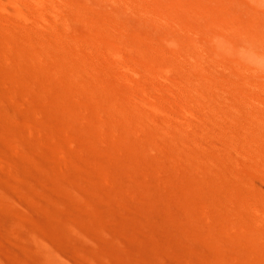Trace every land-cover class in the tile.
I'll use <instances>...</instances> for the list:
<instances>
[{
  "label": "rangeland",
  "instance_id": "1",
  "mask_svg": "<svg viewBox=\"0 0 264 264\" xmlns=\"http://www.w3.org/2000/svg\"><path fill=\"white\" fill-rule=\"evenodd\" d=\"M107 1L65 0L76 14L63 8L55 16L49 14L47 23L31 16L30 23L19 27L20 31L11 26V33L3 32L0 27V264H264V232L259 230L258 218L252 217L264 211V174L258 177L254 172L257 168L264 173V159H260L264 157V119L261 117L264 115V48L250 43L255 59L240 58L233 49L226 52L216 48L211 39L217 32V36L225 35L226 41L235 42L228 31L220 28L218 13L221 12L228 23L239 19L246 27L256 26L264 36V0H115V5ZM33 9L42 10L36 6ZM0 14L1 23L6 15L2 10ZM185 15L192 22L195 19L194 24L205 26L214 47H210L213 53L204 55L197 50L200 59L196 58V50L192 53L194 59H184L193 60L194 65H201L207 71L200 70L198 65L191 68L192 63L184 61L181 65L178 63L176 71H171L161 63L160 66L155 58L158 49H171L174 38L182 44L185 41L178 29L161 27L159 21L172 23L173 17L182 22ZM116 26L120 28L118 31L114 29ZM24 28H31L33 34ZM14 30L18 31L17 39L13 37ZM174 31L177 33L172 34ZM112 36L119 37L125 49L120 54L128 57L130 68L127 70L116 58L105 56L106 40ZM139 37L151 51H148L152 56L148 57V62L151 61L148 72H143L144 59L138 50V41L134 43ZM36 38L38 45L34 43ZM218 54L223 55L220 58ZM224 55L233 62L227 60L226 64ZM83 63H95L92 66L98 68L97 73L88 71ZM121 70L128 75L134 71L127 75L133 83L130 89L120 85L114 76L113 72ZM153 72L162 74V79L156 78ZM200 72L204 75L206 72L204 77L211 79V83ZM200 78L207 81V86L201 82L205 88L215 82L212 91L220 89L221 95L217 91L218 95L225 99L220 98L223 106L226 104L222 112L211 102L210 92L198 86ZM140 84L151 88L158 105L155 111L152 109L154 112L134 107L130 93L148 99L140 91ZM165 85L174 93L172 97L161 89ZM198 90L203 91H200L202 95ZM119 95L123 100L117 99ZM113 97L117 99L114 102ZM91 101L94 105L90 106ZM112 105L120 106L129 117L118 107L119 114L115 112ZM101 106L104 109L98 111ZM163 106L173 108L177 125L168 122L169 114L160 110ZM111 108L114 113L110 112ZM104 113L114 116V119L110 117L111 123ZM128 120H131L128 126L132 127L125 125ZM252 122H255L253 126ZM217 134H221L220 138ZM230 136L237 142L228 140ZM222 140L227 145L231 141L233 147ZM201 166L205 173L200 170ZM257 206L260 209H254Z\"/></svg>",
  "mask_w": 264,
  "mask_h": 264
},
{
  "label": "bare ground",
  "instance_id": "2",
  "mask_svg": "<svg viewBox=\"0 0 264 264\" xmlns=\"http://www.w3.org/2000/svg\"><path fill=\"white\" fill-rule=\"evenodd\" d=\"M71 1V0H70ZM127 1H129V0H125V2H127ZM189 1V0H188ZM107 2H111L112 4H116V1L115 0H108ZM191 2V1H190ZM68 3V2H67ZM129 3V2H128ZM73 4H75V3H73ZM69 5H70V3H69ZM69 5H67L66 4V2H65V0H0V9L2 10V12L6 15V17L4 18V20H2V22L0 23V27H1V30L3 31V32H10L11 33V31H10V29H11V26H16V27H18V29H19V27L21 28V27H24V26H26L28 23H30L29 21H30V19H31V16L32 17H37L38 19H40V20H42L43 22H45V23H47V22H49L48 21V19H47V17H48V15L50 14V15H52V14H54V16L56 15L55 14V12L56 11H60V10H62L63 8H67L68 9V11L70 12V13H72V11L74 10V11H76L75 9H73L72 10V7H69ZM77 5V4H76ZM76 5H74L75 7H76ZM25 6V7H24ZM34 6H36V7H39L40 9H42V10H35V9H33L34 8ZM73 6V5H72ZM33 7V8H32ZM79 7V6H78ZM26 8L28 9V12H26L27 10H26ZM91 8V7H90ZM38 9V8H37ZM78 9V8H77ZM85 9V8H84ZM0 10V11H1ZM65 10V9H64ZM89 10V9H88ZM67 11V12H68ZM73 11V12H74ZM217 11V10H216ZM66 12V13H67ZM68 12V13H69ZM61 13V12H60ZM69 13V14H70ZM75 13V12H74ZM3 14V15H4ZM69 14H67V16L69 15ZM76 14V13H75ZM214 14V13H213ZM225 14V13H224ZM1 15V14H0ZM58 15H59V13H58ZM215 15V14H214ZM53 16V17H54ZM62 16H63V13H62ZM74 16V15H73ZM225 16V15H224ZM223 16V12H221V13H218V17H219V19L221 20V24H220V28H221V26H222V28H224L225 29V31H228V35H229V37H231L235 42H229V41H226L224 38H223V36L225 37V35H223V36H217L216 35V33L214 34L215 36H213V37H211V39L213 40H211L210 39V36H209V34L206 32L207 31V29H205V26H199V25H197V24H194V23H196V21H195V19H194V23L191 21V19L188 17V15H185L184 16V21H182V22H179V21H176V20H174L173 19V17L171 18L172 20H171V22L172 23H169V22H167V21H164V20H160L159 22L160 23H158V25H163V27L165 26V27H168V28H172V29H175V30H177L178 29V34L180 33L181 34V37L183 36L184 37V39H185V41H183V44H182V42L181 41H179L178 40V38L176 39V38H174L173 40H172V42H171V49L169 50L168 49V51H164V49H162V50H159L158 49V52L157 51H155V52H157V53H155L157 56L155 57L156 58V60H157V62H159V64L161 63L162 64V66L164 65V67L166 66L169 70H171V71H176V66L178 65V63H179V65H181V64H183V63H181L180 64V62H188V63H190L191 61L193 62V60H191V61H185V59H184V57H192V53H193V51H195V54H196V52H197V50L200 52V53H205V52H211L212 50H211V48L212 47H214V46H212L211 47V43L213 42V44H215V46H216V48H218V49H220V50H223V51H226V52H228V51H230V49H233V51H234V53H235V55L236 56H240V58H253V59H255V57L252 55L253 54V49L251 50L250 49V47H249V44L250 43H255V44H258V45H261L263 48H264V36L259 32V30L257 29V27L256 26H254V25H250L249 27H246L243 23H242V21L240 20L239 21V19H234V21L233 22H231V23H228L227 21H226V19H225V17ZM51 17V16H50ZM72 18V17H71ZM37 19V20H38ZM55 19V18H54ZM58 19V18H57ZM77 19V18H76ZM216 19H217V16H216ZM230 19V18H229ZM228 19V20H229ZM170 20V19H169ZM168 20V21H169ZM69 21H71V20H69ZM58 22V21H57ZM73 22V21H72ZM49 24V23H48ZM51 24V23H50ZM64 24V23H63ZM66 24V23H65ZM71 24V23H70ZM199 24V23H198ZM252 24V23H251ZM67 25V24H66ZM114 25V24H113ZM47 26V25H46ZM234 26V27H233ZM48 27V26H47ZM66 27V26H65ZM95 27V26H94ZM162 27V26H161ZM164 27V28H165ZM217 27V26H216ZM233 27V29H231ZM27 30H28V28H26ZM25 28H24V30H26ZM111 29V28H110ZM109 29V30H110ZM114 29H116L117 31L120 29L119 28V26L117 27H114ZM172 29H171V31H172ZM231 29V30H230ZM16 30V29H15ZM14 30V33H13V37L15 38V39H17V36H18V31H20V29L16 32ZM26 30V31H27ZM30 30H31V28H30ZM30 30H28V31H30ZM65 30H66V28H65ZM107 30V29H106ZM122 31L124 30V29H121ZM129 30V29H128ZM33 30H31L30 32H32ZM115 31V30H114ZM116 31V32H117ZM46 32V31H45ZM62 32V31H61ZM67 32V31H66ZM121 32V31H120ZM125 32H127V31H125ZM224 32V31H223ZM115 33V32H114ZM133 33V32H132ZM175 33H177V32H172V34H175ZM222 33V32H221ZM221 33H219V34H221ZM20 34V33H19ZM32 34H33V32H32ZM118 34V33H117ZM116 34V35H117ZM122 34V33H121ZM218 34V35H219ZM223 34V33H222ZM226 34V33H225ZM35 35V34H34ZM39 35V34H38ZM108 35H110V34H108ZM120 35V34H119ZM118 35V36H119ZM42 36V35H41ZM127 36V35H126ZM175 36V35H174ZM178 36V35H177ZM20 37V36H19ZM30 37V36H29ZM32 37H33V35H32ZM38 37V36H37ZM69 37V36H68ZM113 37V36H112ZM110 38V39H107L106 40V50L104 49H102L103 51H105L104 53L106 54L105 56H107L108 58H116V60H119V62H117L118 64H123L122 66H124V69L126 68V70H127V68H130V62L128 61V57L127 58H125V57H123L122 55V52L124 53V48H123V46H122V44L120 43V41H119V37L117 38V36H114L113 38ZM131 37V36H130ZM133 37V36H132ZM209 37V38H208ZM228 37V38H229ZM40 38V37H39ZM134 38V37H133ZM133 38H132V40H133ZM30 39V38H29ZM45 39V38H44ZM43 39V40H44ZM52 39V38H51ZM69 39V38H68ZM97 39V38H96ZM146 39V38H145ZM179 39H181V40H183L182 38H179ZM70 41H71V39H69ZM68 40V41H69ZM102 40V39H101ZM186 40H187V44L186 45H184V42H186ZM103 41V40H102ZM136 41V42H135ZM134 41V43L136 44L137 43V41H138V50H139V52H140V55L143 57V61H142V66H143V72H148V70H150V64L149 63H151V61H149L148 62V57L149 56H151L150 55V53L148 52V51H150V50H148L147 49V46H146V43H145V41L144 40H142V37H141V39H140V37L138 38V40H135ZM212 41V42H211ZM49 42V41H48ZM58 42V41H57ZM105 42V41H104ZM147 42V41H146ZM34 43L36 44V45H38L39 44V41H38V39L36 38V39H34ZM74 43V42H73ZM103 43V42H102ZM236 43H238V45L239 46H237V44ZM25 44V43H24ZM28 44H29V42H28ZM31 44V43H30ZM103 45V44H102ZM76 46V45H75ZM29 47H31V46H29ZM92 47V46H91ZM94 47V46H93ZM133 47V46H132ZM211 47V48H210ZM259 47V46H258ZM42 49H43V47H41ZM49 48V47H48ZM131 48V47H130ZM168 48V47H167ZM255 48V47H254ZM63 49V48H62ZM75 49V48H74ZM259 49V48H258ZM82 50V49H81ZM101 50V51H102ZM211 50V51H210ZM49 51V50H48ZM60 51H63V50H60ZM96 51V50H95ZM24 52H25V50H24ZM52 52V51H51ZM58 52V51H57ZM151 52V51H150ZM216 52H218V51H216ZM259 52H260V49H259ZM264 52V51H263ZM26 53V52H25ZM67 53V52H66ZM81 53H83L84 54V52H81ZM122 55H121V54ZM154 53V52H153ZM198 53V52H197ZM211 53H213V52H211ZM219 53V52H218ZM83 54H81L82 56H83ZM126 54V53H125ZM139 54V53H138ZM154 54V55H155ZM194 54V53H193ZM262 54V53H261ZM76 55H77V53H76ZM197 56H196V58H198V56H199V59H200V55H198V54H196ZM204 55V54H203ZM205 55H207V54H205ZM214 55H215V53H214ZM219 55V54H218ZM223 55V54H222ZM221 55V56H222ZM85 56V55H84ZM193 56H195V55H193ZM209 56V55H208ZM207 56V57H208ZM216 56V55H215ZM220 56V55H219ZM221 56H220V58H221ZM243 56V57H242ZM261 56V55H260ZM27 57V56H26ZM81 57V56H80ZM87 57H89V56H87ZM152 57V56H151ZM154 57V56H153ZM206 57V56H205ZM29 58V57H28ZM45 58H47V57H45ZM190 58H189V60H190ZM202 58V57H201ZM56 59V58H55ZM70 59V58H69ZM130 59V58H129ZM187 59V58H186ZM191 59H194L193 57L191 58ZM224 59L226 60V61H224L225 63L227 62V60H231L232 62H233V60L232 59H227V57H226V55H224ZM34 61H35V59H33ZM77 60H78V57H77ZM82 60H84V59H82ZM86 60V59H85ZM90 60H91V58H90ZM93 60V59H92ZM91 60V61H92ZM140 60H142V59H140ZM197 60V59H196ZM195 60V61H196ZM235 60V59H234ZM39 61V60H38ZM60 61V60H59ZM79 61V60H78ZM97 61V60H96ZM201 61V60H200ZM203 61H205V58H204V60ZM236 61H237V58H236ZM36 62V61H35ZM41 62H43V61H41ZM47 62H48V60H47ZM67 62V61H66ZM82 62V61H81ZM110 62H111V60H110ZM113 62V61H112ZM114 62H116V61H114ZM191 62V63H192ZM197 62L199 63V61L197 60ZM222 62V61H221ZM238 62H242L241 60H239ZM68 63V62H67ZM190 63V64H191ZM195 63V62H194ZM200 63H203L202 61L200 62ZM224 63V64H225ZM228 63V62H227ZM226 63V64H227ZM40 64V63H39ZM55 64V63H54ZM65 64V63H64ZM85 63H83V65H84ZM87 64V63H86ZM93 64H95V63H93ZM92 64V65H93ZM118 64H117V66H118ZM138 64V63H137ZM161 64H160V66H161ZM187 64V63H186ZM230 64V63H229ZM243 64V63H242ZM247 63H245L244 65H246ZM36 65V64H35ZM38 65V64H37ZM51 65V64H50ZM91 64H88V65H84V67L88 70V71H91V72H94V73H97V70H98V68H97V70H96V67L94 68V66H92ZM185 65V64H184ZM184 65H182V67L184 66ZM192 65L193 66H190L191 68L193 67L194 68V66L196 65H194L193 63H192ZM198 65V64H197ZM196 65V66H197ZM231 65V64H230ZM240 65V64H239ZM122 66H121V68H122ZM195 66V67H196ZM208 66V65H207ZM228 66V65H227ZM240 66H243V65H240ZM83 67V68H84ZM97 67H98V65H97ZM116 67V66H115ZM134 67V66H133ZM198 68L199 67H201V65L199 66H197ZM229 67V66H228ZM227 67V68H228ZM244 68L246 67V66H243ZM61 68H63V67H61ZM78 68V67H77ZM100 68V67H99ZM109 68V67H108ZM120 68V69H121ZM163 68V67H162ZM187 68H189V67H187ZM232 68H233V65H232ZM254 68V67H253ZM54 69V68H53ZM59 69V68H58ZM73 69V68H72ZM101 69V68H100ZM138 69H141V68H138ZM182 68H180V71H182L181 70ZM190 69V68H189ZM188 69V70H189ZM196 70H197V68H195ZM194 69V70H195ZM200 70H202V69H204V67L202 68H199ZM198 69V73H199V70ZM215 69V68H214ZM230 69V68H229ZM255 69H257V68H255ZM66 70V69H65ZM79 70V69H78ZM119 70V69H118ZM125 70V71H126ZM154 70H155V68H154ZM157 70V69H156ZM183 70H185V69H183ZM187 70V69H186ZM210 70H212V69H210ZM251 70V69H250ZM254 70V69H253ZM252 70V71H253ZM60 71V70H59ZM62 71V70H61ZM60 71V72H61ZM64 71V70H63ZM69 71V70H68ZM68 71H66V72H68ZM131 71V70H130ZM142 71V70H141ZM152 71V70H151ZM159 71V70H158ZM170 71V72H171ZM202 71H207V70H202ZM230 71V70H229ZM55 72V71H54ZM65 72V73H66ZM77 72V71H76ZM132 72H134V71H132ZM132 72H130V74L128 75V74H126V72H122V70H121V72H113L114 73V76L116 77V80H117V82L120 84V85H124L125 87H126V89H127V86H128V88H129V86H131V84H133L132 83V81H131V79H129L128 78V76H130L131 74H134V73H132ZM150 72V71H149ZM155 72V71H154ZM153 72V73H154ZM166 72H168V71H166ZM190 72H192V71H190ZM197 72V71H196ZM228 72V71H227ZM64 73V72H63ZM69 74H70V71L68 72ZM86 73V72H85ZM100 73H101V71H100ZM112 73V74H113ZM141 73V72H140ZM178 74H180L179 73V71L177 72ZM182 73H183V71L181 72V75H182ZM185 73H186V71H185ZM201 73V72H200ZM209 73V72H208ZM231 73H232V71H231ZM54 74V73H53ZM74 74V73H73ZM73 74H71V75H73ZM138 74V73H137ZM136 74V75H137ZM148 74V73H147ZM165 74V73H164ZM169 74V73H168ZM184 74V73H183ZM201 74H203V77L204 76H206V72H205V75H204V72H202ZM60 75H62L61 73H60ZM65 74H63V76H64ZM82 76L84 75V74H81ZM86 75V74H85ZM97 75V74H96ZM95 75V76H96ZM128 75V76H127ZM136 75H133V76H136ZM173 75H174V73H173ZM192 75V74H191ZM194 75H195V73H194ZM199 77H200V75L199 74H197ZM208 75V74H207ZM76 76V75H75ZM94 76V75H93ZM101 76V75H100ZM105 76V75H104ZM151 76V75H150ZM154 76L156 77V78H158L159 80H161L162 79V74H160V73H154ZM179 76V75H178ZM183 76V75H182ZM185 76V75H184ZM102 77V76H101ZM137 77V76H136ZM148 77V76H147ZM152 77V76H151ZM186 77H191L190 75L188 76H186ZM198 77V78H199ZM77 78H78V76H77ZM81 78V77H80ZM107 78H109V77H107ZM138 78V77H137ZM144 78V77H143ZM146 78V77H145ZM153 78V77H152ZM164 78H166V77H164ZM163 78V79H164ZM172 78V77H171ZM171 78H168L169 80L171 79ZM189 78H187V79H189ZM192 78V77H191ZM205 78V77H204ZM210 78V77H209ZM68 79V78H67ZM74 79V78H73ZM111 79V78H110ZM181 79V78H180ZM184 79V78H183ZM195 79V78H194ZM193 79V80H194ZM201 79V78H200ZM205 79H207V77L205 78ZM204 79V80H205ZM70 80V79H69ZM96 80H97V78H96ZM166 80H167V78L165 79V81L164 80H162V82L164 81V82H166ZM192 80V79H191ZM196 80V79H195ZM197 80H199V79H197ZM202 80V79H201ZM208 81H209V83H211L210 81H211V79L209 80V79H207ZM72 81V80H71ZM84 81V80H83ZM107 81V80H106ZM115 81V80H114ZM141 81V80H140ZM156 81H157V79H156ZM175 81V80H174ZM178 81H180V80H178ZM182 81V80H181ZM112 82V81H111ZM135 82V81H134ZM169 82V81H168ZM167 82V83H168ZM191 82V81H190ZM201 82L202 83H204V85L205 86H207V81H206V83L202 80V81H200V84H199V81H198V86H203V84H201ZM213 82V81H212ZM90 83V82H89ZM169 83H171V82H169ZM168 83V84H169ZM175 83V82H174ZM220 83V82H219ZM83 84H85V81H84V83ZM97 84V83H96ZM105 83H103V85H104ZM136 84H138V83H136ZM173 84V83H172ZM191 84V83H190ZM214 85H215V82L213 83ZM213 84H211V86L213 85ZM100 85V84H99ZM102 85V84H101ZM102 85V86H103ZM148 85V84H147ZM147 85H144V84H140V85H138L139 86V89H140V91L144 94V95H146L147 97H148V99L147 100H144L143 98H138V97H136L135 95H131V93L129 94V96L132 98V101H133V103H134V107H136L137 109H141V107L143 108V107H145V108H148V109H157V106H156V103H155V97H153L152 95H151V93H150V89L151 88H148V86ZM174 85V84H173ZM219 85V84H218ZM85 86V85H84ZM105 86V85H104ZM103 86V87H104ZM182 86V85H181ZM201 86V88H202V90L203 89H205V90H208L209 92H210V96H208V97H210L211 99V102L213 101V103L216 105V109H217V107H218V109H221V111L220 112H222V108L224 107V109L226 108L225 107V103H224V106H223V102H222V100L224 99V98H221V97H219V93H220V95H221V91H219L218 89H217V91H219V93L215 90V92H217V93H215V92H213L212 91V89H214L213 87H211L210 85H208V87H206V88H208V89H206L205 88V86H203L202 87ZM219 86H221V85H219ZM109 87V86H108ZM125 87H124V89H125ZM137 87V86H136ZM150 87V86H149ZM176 87H177V85H176ZM186 87V86H185ZM184 87V88H185ZM209 87H211V90L209 89ZM214 87H216V86H214ZM248 87H250V86H248ZM100 88H102L101 86H100ZM133 89H134V87H132ZM131 88V89H132ZM153 88V87H152ZM200 87H198V89H199ZM222 88V87H221ZM79 89V88H78ZM84 89V88H83ZM88 89V88H87ZM94 89V88H93ZM103 89V88H102ZM107 89V88H106ZM112 89V88H111ZM117 89V88H116ZM120 89V88H119ZM122 89V88H121ZM120 89V90H121ZM130 89V88H129ZM162 90H163V92L166 94V96H168V97H172V95L174 94L173 92L171 93V90L168 88V86H164L163 88H161ZM176 89V88H175ZM216 89V88H215ZM247 89V88H246ZM251 89H253V88H251ZM86 90V89H85ZM109 90H110V88H109ZM108 89H107V91H109ZM119 90V91H120ZM161 90V91H162ZM178 90V89H177ZM182 90V89H181ZM202 90H200L202 93H203V91ZM81 91V90H80ZM89 91V90H88ZM103 91V90H102ZM116 91V90H115ZM152 91V90H151ZM155 91V90H154ZM183 91V90H182ZM199 91V90H198ZM199 91V92H200ZM207 91V92H208ZM250 91V90H249ZM253 91V90H252ZM112 92V90L110 91V93ZM114 92V91H113ZM133 92H135V91H133ZM179 92V91H178ZM200 92V93H201ZM245 92H248V91H245ZM86 93V92H85ZM84 93V94H85ZM103 93H104V91H103ZM126 93H127V91H126ZM158 93V92H157ZM187 93V92H186ZM202 93H201V95H202ZM243 93V92H242ZM90 94H91V92H90ZM89 94V95H90ZM106 94V93H105ZM114 94V93H113ZM112 94V95H113ZM116 94V93H115ZM114 94V95H115ZM117 94H119V93H117ZM124 94V93H123ZM128 94V93H127ZM141 94V93H140ZM161 94V93H160ZM165 94H164V96H165ZM180 94V93H179ZM198 94V93H197ZM204 94H205V92H204ZM244 94V93H243ZM242 94V95H243ZM88 95V94H87ZM122 95V94H121ZM121 95H119V97H117V99L118 98H121V97H123V96H121ZM154 95V94H153ZM181 95V94H180ZM183 95V94H182ZM209 95V94H208ZM247 94H244L243 95V97H245ZM249 95V94H248ZM109 96V95H108ZM121 96V97H120ZM143 96V95H142ZM191 96H193V95H191ZM196 96V95H195ZM198 96V95H197ZM85 97V96H84ZM91 96H89V98H90ZM105 97H106V95H105ZM128 97V96H127ZM144 97V96H143ZM167 97V98H168ZM181 97H183V96H181ZM187 97H189V96H187ZM247 97V96H246ZM251 96L249 95V98H250ZM125 98H126V96H125ZM131 98H129V99H131ZM166 98V97H165ZM175 98V97H174ZM184 98V97H183ZM182 98V99H183ZM194 98V97H193ZM222 100H221V99ZM248 98V99H249ZM88 98H86V100H87ZM91 99H92V97H91ZM103 99V98H102ZM106 99H108V98H106ZM112 99V98H111ZM117 99H114V97H113V102H114V100L116 101ZM122 99V98H121ZM177 99H179V98H177ZM191 99V98H190ZM252 99V98H251ZM85 100V101H86ZM110 100V99H109ZM123 100V99H122ZM121 100V101H122ZM126 101H127V99H125ZM163 100V99H162ZM175 100V99H174ZM174 100H172V101H174ZM187 100V99H186ZM225 100V99H224ZM223 100V101H224ZM253 100V99H252ZM93 101H95V100H93ZM93 101H91L92 103L90 104V106L93 104L94 105V103H93ZM120 101V99L118 100V102ZM176 101V100H175ZM180 101V100H179ZM190 101V100H189ZM198 101V100H197ZM97 102H99V101H97ZM107 103H108V101H106ZM112 102V101H111ZM112 102V103H113ZM130 102H131V100H130ZM166 102V101H165ZM168 102V101H167ZM166 102V103H167ZM181 102V101H180ZM185 102V101H184ZM226 102V101H225ZM257 102V101H256ZM89 103V102H88ZM116 103V102H115ZM115 103H113V104H115ZM123 103H124V101H123ZM163 103H164V101H163ZM162 103V104H163ZM191 103V102H190ZM258 103V102H257ZM97 103H95V105H96ZM117 104V103H116ZM120 103H118V105H119ZM128 104V103H127ZM160 104H161V102H160ZM159 104V106H161ZM165 104V103H164ZM170 104V103H169ZM173 104V103H172ZM171 104V105H172ZM187 104V103H186ZM185 104V105H186ZM193 104V103H192ZM197 104V103H196ZM213 104V105H214ZM118 105H117V107H118ZM126 104H124V106H125ZM131 105V104H130ZM197 105H199V103L197 104ZM97 106H98V104H97ZM96 106V107H97ZM109 106V105H108ZM113 106V105H112ZM123 106V107H124ZM169 106V105H168ZM192 106H194V104L192 105ZM202 106V105H201ZM201 106H199V108H201ZM99 107V106H98ZM98 107H97V109H98ZM115 107H116V105L115 106H113V108H114V111L116 112V111H118V110H120V112H122L121 111V107H120V109H119V107H118V110H117V107H116V110H115ZM126 107H128V106H126ZM133 107V108H134ZM170 107V106H169ZM195 107V106H194ZM94 108V110H95V106L93 107ZM110 108V107H109ZM159 108V107H158ZM174 108H176V107H174ZM184 108V107H183ZM191 108V107H190ZM193 108V107H192ZM103 109H104V107H103ZM102 109V106H101V109H99L98 111H100V110H103ZM107 109V108H106ZM136 109V110H137ZM108 110V109H107ZM125 110V109H124ZM128 110V109H127ZM143 110V109H142ZM151 110H149V111H151ZM152 110V111H153ZM163 113H166V115L167 114H169V116H170V121H168V122H171V123H174V124H176L177 125V123H175V119H177V118H174V113H172V111H173V108L172 109H170V108H168V107H166V106H163L161 109H160ZM172 110V111H171ZM104 111H106V110H104ZM114 111H112V108H111V111L110 112H113L114 113ZM148 111V110H147ZM155 111V110H154ZM153 111V112H154ZM195 111V110H194ZM219 111V110H218ZM109 112V115L111 114ZM158 112V111H157ZM156 112V113H157ZM175 112V111H174ZM204 112H206V111H204ZM103 113V112H102ZM101 112H100V114H102ZM107 113V112H106ZM106 113H104V116L105 117H109V116H107V115H105ZM118 114H119V111L117 112ZM124 113H126V111L124 112L123 111V114ZM160 113V112H159ZM187 113V112H186ZM199 113V112H198ZM202 113V112H201ZM210 113V112H209ZM116 114V113H115ZM114 114V115H115ZM118 114H116V116L118 115ZM120 114H122V113H120ZM128 113H126V115H127ZM161 114V113H160ZM190 114V113H189ZM125 115V114H124ZM155 115V114H154ZM164 115V114H163ZM180 115V114H179ZM186 115H188V114H186ZM197 115V114H196ZM199 115V114H198ZM202 115V114H201ZM103 116V117H104ZM149 116H151V115H149ZM153 116V115H152ZM162 116V115H161ZM191 116V115H190ZM192 116H194V115H192ZM191 116V117H192ZM200 116V115H199ZM246 116H248V115H246ZM263 113L261 114V117H262V119H264L263 118ZM111 117V116H110ZM110 117L108 118V119H110ZM114 117V116H113ZM113 117H111V119L113 118ZM123 117V116H122ZM122 117L120 118V120H122ZM128 117H129V114H128ZM139 117H141V116H139ZM158 117V116H157ZM166 117H168V116H166ZM176 117V116H175ZM187 117V116H186ZM190 117V118H191ZM213 117V116H212ZM216 117V116H215ZM124 118L125 119H123V121H126V117L124 116ZM153 118H155V117H153ZM160 118V117H159ZM205 118H206V116H205ZM211 118V117H210ZM219 118V117H218ZM218 118H216V120L218 119ZM248 118V117H247ZM246 118V119H247ZM251 118V117H250ZM103 119H105V121H106V119L107 118H103ZM111 119H110V123H111ZM114 119V118H113ZM128 119V118H127ZM147 119V118H146ZM146 119H144L145 121H146ZM161 119H162V117H161ZM165 119V118H164ZM180 120H181V118H179ZM179 119H178V121H179ZM183 119V118H182ZM185 119V118H184ZM199 119H201L200 117H199ZM249 119V118H248ZM251 119H253V118H251ZM141 120V119H140ZM143 120V119H142ZM186 120V119H185ZM206 120V119H205ZM220 120V119H219ZM122 121V122H123ZM129 121H131V120H128L127 122L128 123H126L125 122V125L127 124V126L131 123V122H129ZM162 121V120H161ZM164 121V120H163ZM166 121V120H165ZM186 121H188V120H186ZM248 121V120H247ZM263 121V120H262ZM107 123H109V121L107 120L106 121ZM113 122V121H112ZM121 122V123H122ZM142 122V121H141ZM148 122V121H147ZM158 122V121H157ZM182 122H184V121H182ZM249 122H250V120H249ZM264 122V121H263ZM109 123V124H110ZM135 123V122H134ZM143 123V122H142ZM141 123V124H142ZM145 123V122H144ZM152 123V122H151ZM170 123V124H171ZM181 123V122H180ZM179 123V124H180ZM188 123V122H187ZM191 123V122H190ZM251 123V122H250ZM253 123H255V122H252V126H253ZM133 124V123H132ZM162 124V123H161ZM173 124V125H174ZM178 124V125H179ZM186 124V123H185ZM195 124V123H194ZM134 125V124H133ZM145 125V124H144ZM147 125V124H146ZM146 125H145V127H146ZM151 125H153V124H151ZM151 125H149V126H151ZM172 125V126H173ZM190 125V124H189ZM193 125V124H192ZM203 125V124H202ZM214 125V124H213ZM249 125H251V124H249ZM255 125V124H254ZM181 126V125H180ZM187 126V125H186ZM219 126V125H218ZM122 127H124L123 125H122ZM129 127H132V125H130V126H128V128ZM136 127V126H135ZM143 127V126H142ZM174 127V126H173ZM179 127V126H178ZM183 127V126H182ZM181 127V128H182ZM193 127V126H192ZM207 127V126H206ZM99 128V130H100V132H102L101 131V129H100V127H98ZM185 128H187V127H185ZM125 129V128H124ZM126 129H127V127H126ZM132 129H134V128H132ZM176 129V128H175ZM184 129V128H183ZM190 129H191V127H190ZM158 130V129H157ZM167 130V129H166ZM172 130V129H171ZM205 130V129H204ZM136 131H137V129H136ZM136 131H135V133H136ZM152 131V130H151ZM179 131V130H178ZM201 131V130H200ZM200 131H199V134H200ZM138 132V131H137ZM140 132H141V129H140ZM157 132V131H156ZM170 132V131H169ZM177 132V131H176ZM184 131H182V133H183ZM202 132V131H201ZM208 132H210V131H208ZM108 134H109V132H107ZM194 133H198V131L197 132H194ZM254 133V132H253ZM138 134H139V132H138ZM153 134V133H152ZM154 134H156V133H154ZM172 134V133H171ZM178 134H180V133H178ZM206 134V133H205ZM222 134V133H221ZM221 134H217V137H219L218 135H221ZM160 135V134H159ZM224 134H222V136H223ZM155 136H157V135H155ZM195 136V135H194ZM221 136V137H222ZM158 138H159V136H157ZM174 137V136H173ZM176 137V136H175ZM189 137V136H188ZM225 137H226V135H225ZM229 137V136H228ZM232 136H230V138L228 139V138H226V139H228V140H232V139H234L233 141H236L237 142V140L235 139V137H232ZM156 138V137H155ZM168 138H169V136H168ZM177 138V137H176ZM191 138V137H190ZM212 138V137H211ZM210 138V139H211ZM216 138V137H215ZM220 138V137H219ZM157 139V138H156ZM175 139V138H174ZM174 139H172V140H174ZM179 139V138H178ZM180 139H182V138H180ZM207 139V138H206ZM218 139V138H217ZM225 139V140H226ZM160 140H162V137H161V139ZM172 140H171V142H172ZM177 140V139H176ZM193 140V139H192ZM209 140V139H208ZM225 140H222V142L223 141H225ZM239 140V139H238ZM170 141V140H169ZM188 141V140H187ZM203 141V140H202ZM210 142H213V140L211 139V140H209ZM208 141V142H209ZM232 141V142H233ZM241 141V140H240ZM171 142H170V144H171ZM179 142V141H178ZM198 142V141H197ZM209 142V143H210ZM221 142V141H220ZM222 142H221V144H222ZM227 142V141H226ZM243 142L244 141H242V144H243ZM163 143V142H162ZM168 143V142H167ZM180 143V142H179ZM185 142H183V144H184ZM188 143V142H187ZM193 143V142H192ZM194 143H196V142H194ZM208 143V144H209ZM216 143V142H215ZM214 143V144H215ZM224 143V142H223ZM228 143V142H227ZM227 143H224V144H226L227 145ZM175 144V143H174ZM173 144V145H174ZM205 144H207V142H205ZM213 144V143H212ZM223 144V145H224ZM193 145V144H192ZM220 145V144H219ZM228 145H231V147H233V144L231 143V141H230V144H228ZM227 145V146H228ZM175 146V145H174ZM183 146V145H182ZM189 146H191V144H189ZM194 146V145H193ZM200 146V145H199ZM225 146V145H224ZM224 146H223V148H224ZM244 146V145H243ZM152 147V146H151ZM222 147V146H221ZM229 147V146H228ZM231 147H230V149H231ZM148 148V147H147ZM225 148H226V146H225ZM224 148V149H225ZM149 149V148H148ZM180 149H182V148H180ZM227 149V148H226ZM233 149V148H232ZM231 149V150H232ZM175 150V149H174ZM205 150H206V148H205ZM204 150V151H205ZM176 151H178V150H176ZM201 151V150H200ZM225 151H227V150H225ZM202 152V151H201ZM233 152V151H232ZM183 153V152H182ZM181 153V154H182ZM198 153V152H197ZM208 153V152H207ZM207 153H204V154H207ZM230 153H231V151H230ZM180 155V154H179ZM184 155V154H183ZM182 155V156H183ZM195 155V154H194ZM185 156V155H184ZM197 156H198V154H197ZM206 156V155H205ZM178 157V156H177ZM204 157V156H203ZM211 157H213V156H211ZM252 157V156H251ZM256 157H258V156H256ZM206 158V157H205ZM207 158H209L208 156H207ZM219 158V157H218ZM252 158H255V157H252ZM258 158H260V157H258ZM258 158H257V161H258ZM192 159V158H191ZM210 159V158H209ZM215 159V158H214ZM251 159V158H250ZM256 159V158H255ZM261 160L262 159H264V157L263 158H260ZM180 160H181V158H180ZM193 160V159H192ZM216 160H217V157H216ZM253 160V159H252ZM176 161V160H175ZM200 161V160H199ZM201 161H203V160H201ZM178 162V161H177ZM207 161H205V163H206ZM211 162V161H210ZM216 162H218L219 163V161H216ZM190 163V162H189ZM256 163V162H255ZM201 164H203V163H201ZM209 164V163H208ZM204 165V164H203ZM207 165V164H206ZM215 165H216V163H215ZM214 165V167L216 168L217 166H215ZM219 165V164H218ZM257 165H258V163H257ZM256 165V166H257ZM210 166V165H209ZM212 166H213V164H212ZM250 166H252V165H250ZM199 167V166H198ZM197 167V168H198ZM224 167H226V166H224ZM253 167V166H252ZM259 167V166H258ZM196 168V167H195ZM196 168V169H197ZM201 168H202V166H201ZM229 168V167H228ZM228 168H224V170L226 169V171H227V169ZM232 168V167H231ZM238 168H239V166H238ZM241 168V167H240ZM254 168V167H253ZM206 169V168H205ZM230 169V168H229ZM250 169H252V168H250ZM198 170V169H197ZM200 170H203L204 171V169L202 168V169H200ZM217 170H218V168H217ZM222 170V169H221ZM221 170H219L220 171V175H221ZM231 171H232V169H230ZM254 170V169H253ZM252 170V171H253ZM263 170V169H262ZM199 171V170H198ZM213 171V170H212ZM223 171V170H222ZM243 171V170H242ZM208 172V171H207ZM218 172V171H217ZM228 172H230V171H228ZM255 174H256V176H258V177H260V176H263L262 174H264V173H262L259 169H255ZM253 172V173H254ZM201 173H203V172H201ZM204 173H205V171H204ZM209 173H210V169H209ZM208 173V174H209ZM238 173H240V172H238ZM207 174V173H206ZM223 174V173H222ZM240 174H243V173H240ZM202 175H205V174H202ZM211 175V174H210ZM237 175V174H236ZM213 176V175H212ZM242 176V175H241ZM245 176V175H244ZM255 176V175H254ZM255 176V177H256ZM223 177V176H222ZM240 177V176H239ZM218 178H219V176H218ZM244 180H246V178H243ZM242 179V180H243ZM264 179V178H263ZM223 180H225V179H223ZM261 180V179H260ZM222 181V180H221ZM220 181V182H221ZM252 181V180H251ZM217 182H218V180H217ZM254 182V181H253ZM261 182H263V180L261 181ZM214 183V182H213ZM228 183V182H227ZM210 184V183H209ZM233 184V183H232ZM247 184V183H246ZM255 184H256V182H255ZM261 184L262 183H260L259 184V187L261 186ZM248 185V184H247ZM257 185V184H256ZM264 185V184H263ZM262 185V186H263ZM216 186H218V185H216ZM223 186V185H222ZM226 186V185H225ZM230 186V185H229ZM232 186V185H231ZM215 187V186H214ZM258 187V188H259ZM216 188H219V186L218 187H216ZM231 188V187H230ZM261 188V187H260ZM259 188V189H260ZM264 188V187H263ZM214 189V188H213ZM223 189V188H222ZM221 189V190H222ZM219 190V189H218ZM224 190H226V188H224ZM262 190H264V189H262ZM262 190H261V192H262ZM215 191V190H214ZM228 191V190H227ZM260 191V190H259ZM220 193H221V191H219ZM219 192H217V193H219ZM238 192V191H237ZM233 193H234V191H233ZM200 194V193H199ZM226 194V193H225ZM237 195H236V197L238 196V193H236ZM229 195V194H228ZM264 195V194H263ZM262 195V196H263ZM218 196V195H217ZM225 196V195H224ZM230 196H234V195H230ZM251 196H252V194H251ZM255 196V195H254ZM257 196V195H256ZM258 197V196H257ZM219 198H221V195H220V197ZM223 198V197H222ZM227 198V197H226ZM235 198V197H234ZM255 198V200H256V202H258L257 200L258 199H256V197H254ZM233 199V198H232ZM207 200V199H206ZM235 200H236V198H235ZM244 200V199H243ZM254 200V201H255ZM228 201V200H227ZM230 201H231V199H230ZM202 202H206L207 203V201H202ZM236 202V201H235ZM234 202V204H236ZM237 202H238V200H237ZM224 203V202H223ZM225 203H227V202H225ZM253 203V202H252ZM228 204V203H227ZM226 204V205H227ZM231 204H233V202H231ZM233 204V205H234ZM247 204V203H246ZM254 204V203H253ZM257 204V203H256ZM201 206H203L202 204H200ZM208 205V204H207ZM224 205V204H223ZM250 205V204H249ZM248 205V206H249ZM262 205H263V208H264V196L262 197ZM200 206V207H201ZM206 206V205H205ZM231 206V205H230ZM239 206V205H238ZM237 206V207H238ZM204 207V206H203ZM202 207V208H203ZM236 207V208H237ZM253 207V206H252ZM205 208V207H204ZM228 208V207H227ZM232 208V207H231ZM238 208H240V207H238ZM206 209V208H205ZM244 210H245V208H243ZM254 209H260L259 208V206H257V208H254ZM202 210H204V209H202ZM236 210V209H235ZM239 210H242V209H239ZM251 210V209H250ZM205 211V210H204ZM204 211H201V212H203V214H204ZM249 211V210H248ZM253 211H255V210H253ZM260 211V210H259ZM255 212H258V210L257 211H255ZM206 213L207 212H205V215H206ZM244 213V212H243ZM263 213V215H261ZM247 214V213H246ZM261 214L260 213H255L254 215L252 214V217H254V216H256V218H258V226L260 227L259 228V230L261 231L262 230V232H264V211H263V209L261 210ZM244 215V214H243ZM240 216L242 217V214L240 213ZM247 217H248V219H251L252 217H251V215H250V217L248 216V214H247ZM247 217H245V219L247 218ZM209 218V217H208ZM242 221H243V223L245 222L244 221V218L242 219ZM247 221H249V220H247ZM252 221H254L253 220V218H252V220H251V222ZM257 221V220H256ZM255 222V221H254ZM243 225H247V223L245 224H243ZM253 225V224H252ZM248 226H249V224H248ZM256 225L254 224V226H253V228L255 229L256 227H255ZM232 227V225L230 224V228ZM250 227H252L251 225H250ZM247 228H249V227H247ZM253 229V230H254ZM247 230V229H246ZM249 230H250V228H249ZM255 231V230H254ZM256 233H258V232H256ZM255 234V233H254ZM259 234H261L260 232H259ZM261 236H262V234H261ZM264 236V235H263ZM253 238V237H252ZM260 238H262V237H260ZM259 239V238H258ZM264 239V238H263ZM263 239H261V240H263ZM43 242V241H42ZM44 244L46 243V242H43ZM47 244V243H46ZM47 246V245H46ZM45 245H44V247L45 248H47V247H49V246H47L46 247ZM49 248H47V250H48ZM49 253H50V251H49ZM48 253V254H49ZM51 253H53L54 254V252L52 251ZM50 253V254H51ZM53 254H51V255H53ZM54 256H55V254H54Z\"/></svg>",
  "mask_w": 264,
  "mask_h": 264
}]
</instances>
